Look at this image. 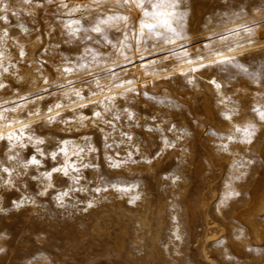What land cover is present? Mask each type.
<instances>
[{
    "label": "rangeland",
    "instance_id": "obj_1",
    "mask_svg": "<svg viewBox=\"0 0 264 264\" xmlns=\"http://www.w3.org/2000/svg\"><path fill=\"white\" fill-rule=\"evenodd\" d=\"M160 2L0 0V264H264V0Z\"/></svg>",
    "mask_w": 264,
    "mask_h": 264
},
{
    "label": "snow or ice",
    "instance_id": "obj_2",
    "mask_svg": "<svg viewBox=\"0 0 264 264\" xmlns=\"http://www.w3.org/2000/svg\"><path fill=\"white\" fill-rule=\"evenodd\" d=\"M125 3H127V0H125ZM155 7H157L158 9H171L172 11H157L156 13H153L152 14V19L155 21V23H143L141 22V25H142V29H148L150 31H156L158 28H163L165 29L167 32H171V33H174L175 35H182V32H183V18H184V13H177L175 11V9L177 8V3H176V0H161V2L157 5H155ZM147 15V13H146ZM176 23V24H179L180 25V29L181 31H177L176 28L173 27V24ZM93 31L99 33L101 32V29L100 27H94L92 29ZM89 39H91V37H88ZM185 39L187 38L186 36L184 37ZM167 39L171 40V37H167ZM182 47V46H181ZM207 47V45H206ZM233 49L229 46V51H232ZM215 54L216 56L218 57H222L221 59H218V60H215L212 62V64H203L201 63L200 64V68H208V67H211L214 65H216L217 67L221 66V65H224V64H235V63H238L237 59L235 57H225L223 55V53L219 50V49H215ZM192 63H195V61H191ZM199 69H193V71H197ZM246 70V69H245ZM65 72H71L72 69L71 68H65L64 69ZM114 75V73H112ZM95 82V81H93ZM213 83H215V81H212ZM45 83H47V80H45ZM217 88L220 87L219 84L216 85ZM0 87H3V85H0ZM97 87H100L99 84L97 83ZM46 91V89H45ZM102 91V89H101ZM77 96L80 95L79 92H76L75 93ZM38 99H42L41 97H38ZM63 105L61 104H56L54 105L55 108H60L62 107ZM84 106H87V105H84ZM107 107V106H105ZM109 111H111V109H108ZM49 112H52L53 111V108H49L48 109ZM34 115H39V112H34L33 113ZM101 115L100 112H94L93 113V116L99 118ZM131 115L132 114H129V118H131ZM119 117L118 116H114V119H118ZM54 119L53 117L49 116V118L45 121V123L47 124H51L54 122ZM81 119H83V117H81ZM262 119H264V116H262ZM104 123L108 124L111 126V121H103ZM26 128H28L29 126L28 125H25ZM237 131H240V129H237ZM244 132H245V139L248 140V142H251L250 138L254 135V130H249V129H244ZM123 135H126V134H123ZM32 137L30 136L29 139H31ZM9 139H11V137H9ZM129 140H131V137H128ZM36 144H43L44 141L43 139H40V138H37L36 139ZM165 145L166 146H170L169 142L167 140H165ZM108 147H111V145H107ZM90 150H93L94 149H90ZM61 151H65V149H61ZM82 151V149H81ZM136 151H139V148H136ZM37 152H40L41 155H43L44 153L41 151V149L37 148ZM160 155V152H156L153 154L154 157H158ZM51 156H52V159H56V156H57V153L56 152H52L51 153ZM65 156H67V152L65 151ZM128 159H131V154H128ZM109 166L112 167V168H119L122 166V163L123 161H116V162H112L111 159L109 158ZM31 164H39L40 161H38L35 156L31 157L30 161H29ZM68 167H74V165H68L67 163V160L65 161V166L64 167H61V168H53L51 172H48V173H44L42 175L45 176L46 179H51V175H52V172H63V174L66 176L68 175ZM85 167H87V165H85ZM4 171L6 172L7 169L5 168ZM169 177H166V179H168ZM78 182V180L76 181ZM48 187H53L52 184H48ZM96 191H99V189H95ZM121 190H126V189H121ZM47 191V188L45 189V192ZM44 193H40V195H43ZM68 193L67 192H62L60 193L58 196H57V199H62L63 196H66ZM138 198V197H137ZM23 203V201H20V202H14V206L15 207H20L21 204ZM89 207H91V204H89ZM0 251H2V249H0ZM251 251V250H249Z\"/></svg>",
    "mask_w": 264,
    "mask_h": 264
},
{
    "label": "bare ground",
    "instance_id": "obj_3",
    "mask_svg": "<svg viewBox=\"0 0 264 264\" xmlns=\"http://www.w3.org/2000/svg\"><path fill=\"white\" fill-rule=\"evenodd\" d=\"M261 214H264V175L253 189L248 206L238 214L247 223L256 240L260 239L264 232L258 221V216Z\"/></svg>",
    "mask_w": 264,
    "mask_h": 264
}]
</instances>
